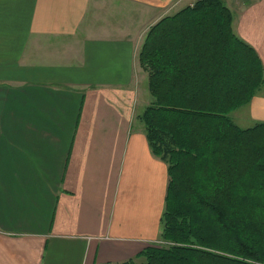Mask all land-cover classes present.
<instances>
[{
  "label": "crops",
  "instance_id": "obj_1",
  "mask_svg": "<svg viewBox=\"0 0 264 264\" xmlns=\"http://www.w3.org/2000/svg\"><path fill=\"white\" fill-rule=\"evenodd\" d=\"M190 1L0 0V264L141 261L161 241L168 170L138 118L139 53ZM223 1L264 66V0ZM237 111L264 122V90Z\"/></svg>",
  "mask_w": 264,
  "mask_h": 264
},
{
  "label": "trees",
  "instance_id": "obj_2",
  "mask_svg": "<svg viewBox=\"0 0 264 264\" xmlns=\"http://www.w3.org/2000/svg\"><path fill=\"white\" fill-rule=\"evenodd\" d=\"M231 21L223 0H198L148 31L138 118L167 164L163 244L105 264H264V122L231 117L264 87V66Z\"/></svg>",
  "mask_w": 264,
  "mask_h": 264
},
{
  "label": "rangeland",
  "instance_id": "obj_3",
  "mask_svg": "<svg viewBox=\"0 0 264 264\" xmlns=\"http://www.w3.org/2000/svg\"><path fill=\"white\" fill-rule=\"evenodd\" d=\"M262 90H264V87H262ZM238 110V109H237ZM236 110V111H237ZM237 112H239V111H237ZM235 123H237L238 125H240L241 124V122H240V120H238V118H235ZM242 125V124H241ZM162 245L163 244V242L162 241H160V242H158V243H155V245Z\"/></svg>",
  "mask_w": 264,
  "mask_h": 264
},
{
  "label": "built area",
  "instance_id": "obj_4",
  "mask_svg": "<svg viewBox=\"0 0 264 264\" xmlns=\"http://www.w3.org/2000/svg\"><path fill=\"white\" fill-rule=\"evenodd\" d=\"M196 1H198V0H192V1H190V2H189V5L192 6Z\"/></svg>",
  "mask_w": 264,
  "mask_h": 264
}]
</instances>
